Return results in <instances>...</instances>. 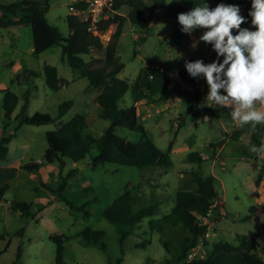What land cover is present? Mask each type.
I'll list each match as a JSON object with an SVG mask.
<instances>
[{"label":"rangeland","instance_id":"1","mask_svg":"<svg viewBox=\"0 0 264 264\" xmlns=\"http://www.w3.org/2000/svg\"><path fill=\"white\" fill-rule=\"evenodd\" d=\"M103 1L108 2L98 0L93 6V11L90 6L81 14L80 11L69 7L71 0H52L45 16L49 23L59 26L63 34H68L66 17L70 11L77 12L84 18L90 14L94 19H98L103 14ZM205 3L210 8L220 4L207 1ZM221 3L229 2L224 0ZM178 6V0H172L170 4L165 3L153 12L148 27L149 35L144 42L137 40L141 32L140 27L129 21L124 24L117 49L120 60L125 63L124 69L118 74L120 78L133 81L140 68L148 63L161 65L165 70L176 73L184 66L187 57H201L205 58L204 63L210 62L206 58L209 57L211 45L199 41L193 49L194 40L173 43L166 38L175 27ZM127 10L124 6L121 13L127 14ZM107 15L108 13H105L102 16ZM251 19L245 27L252 26ZM115 28L116 25L112 24L105 33H101L104 43ZM42 30V20L38 19L30 25L12 26L0 36V138L10 134L9 132H17V137L12 139L17 145L12 144L7 160H0V183L10 184V188L0 200V264H11L16 259L18 247H21L22 251L19 264H56L57 244L52 238L55 234H61L64 238L62 264L115 262V259L121 256L120 233L118 227L103 215V211L124 190L134 188L144 193L147 199L160 200L159 211L154 217H161L172 210L180 188L195 187L193 174L204 177L214 175L218 178L219 197L215 211L220 217L209 222L205 234L209 242L223 239L236 244L239 235L247 234L256 239L254 251L264 259L263 241L259 236L264 233V213L259 212L251 219L243 220L250 213L251 206L264 202V160L255 156L250 157L249 161L242 156L246 147L251 148L250 135L245 133L238 140L230 138L236 128L230 116L231 109L215 105L207 108L208 86L198 91H205L206 97L200 94L192 104V109L188 108L182 97L174 93L167 101H160L156 96H147L144 91L132 93L129 90L119 101L120 107L138 105L139 118L145 125L148 136L172 159V164L168 167H139L111 162L92 167L89 157L82 160L85 167H79L69 159L61 162L62 167L59 163H40L48 145V130L56 129L76 114H83L88 122L83 133L99 138L110 123L108 119L101 117V107L93 100L95 91L87 89L89 79L80 77L81 69L70 67L64 60L60 44H55L39 54L34 52V42ZM200 30L201 35L206 31ZM98 55L103 56V52H95L85 58L89 61L91 57ZM176 55L182 58H174ZM45 63L53 64L58 69L62 82L58 90L50 88L45 82ZM28 70H35L37 76H29L24 80ZM6 88H10L19 96L15 110L9 112V119L5 118L3 107L2 91ZM28 88H31L26 109L28 115L42 111L56 117L58 107L63 101L72 99L74 104L56 121L36 126L24 125L19 132L16 128V115L24 103V93ZM31 130L37 134L25 150L19 144H22L21 141L25 138L23 134L31 135ZM117 133L133 141H138L141 136L139 132L125 128H118ZM191 152L199 154L204 160H189L188 155ZM91 154H97L96 147L92 148ZM19 160L22 163L20 167L10 165L18 163ZM32 160L39 163L38 169L22 168V165ZM73 167H77L76 171L68 178L63 194L78 209H72L56 192L48 190L42 184L45 182L54 187L58 186L62 177ZM259 173L262 175L257 186ZM13 200L30 203L34 211H37L39 204L46 206L37 211L34 218H28L23 216L20 210L11 208ZM87 228L103 231L101 241L106 244V249L85 242L83 231ZM185 234L186 230L181 226H167L162 232L150 231L148 218H145L124 242L123 264H186V261L180 262L178 259ZM145 239L150 240L145 247L135 246ZM164 240L169 242L170 252L166 250ZM192 252L193 256H188V260L203 256L205 252L202 243L194 247Z\"/></svg>","mask_w":264,"mask_h":264},{"label":"trees","instance_id":"2","mask_svg":"<svg viewBox=\"0 0 264 264\" xmlns=\"http://www.w3.org/2000/svg\"><path fill=\"white\" fill-rule=\"evenodd\" d=\"M52 0H14L11 2H0V36L2 30L16 25H29L35 20L41 19L43 30L35 40L33 49L39 54L55 44H60L63 48V58L70 67L81 69L80 77H87L89 85L87 89L95 91L93 100L101 107V117L110 121L104 132L99 138L93 137L91 134L83 133V129L87 127L88 122L83 114H76L72 119L62 122L56 129L46 132L47 148L43 154L41 164L59 163L62 167V161L66 159L78 164L83 159L89 157V164L97 167L100 164L108 162L117 164L136 165L139 167L162 165L168 167L172 164V159L163 152L150 139L146 131V127L139 118L137 106L131 105L120 107L119 101L127 91L136 93L139 90L145 92L147 96H156L160 101H167L174 92L172 79L170 75L156 64H146L142 66L139 73L133 81L120 78L118 76L125 63L120 60L118 55V43L123 32L126 21L131 22L141 28L137 40L144 42L148 35V27L150 26L152 14L165 4V0H108V5L103 7V14L98 19H93L89 14L85 18L77 12L67 15L69 32L63 34L59 26L51 24L46 18V13L50 9ZM187 5L178 9L176 24L174 29L166 38L170 42L180 43L189 37V34L181 31L182 26L178 22V14L186 13L197 5L204 4V0H184ZM224 0H210L212 4H218ZM232 4V0H226ZM252 4H246L243 7L244 13H240L250 19L249 12ZM123 6L128 7L126 15H122ZM70 8L83 11L89 8V3L85 0L75 1L70 4ZM241 10V9H240ZM242 11V10H241ZM115 24L116 28L110 35L106 43L101 38V33H105L109 27ZM233 34H238L233 30ZM136 40V41H137ZM103 52V56L91 57V60L85 58L86 55ZM217 59L214 58L211 62ZM185 61L195 62L196 59L189 57ZM184 61V64H185ZM223 61V57L220 58ZM210 62V63H211ZM94 64V65H93ZM208 64V63H205ZM46 84L58 90L62 86L58 69L55 65L45 63L43 66ZM27 76H37L35 70H28ZM183 79L192 85L199 81V77H191L186 67L180 71ZM201 77V76H200ZM4 100L3 107L5 109V118L9 119V112H13L19 102V96L10 88L3 91ZM31 88L24 93V103L19 113L16 115L17 130L23 125H41L56 121L61 118L74 104L72 99L63 101L58 107L57 116H52L48 112L35 111L33 114H26L29 103V95ZM182 97L189 109L201 94L204 98L206 92H197L192 94L185 90L177 93ZM118 128H125L130 131H136L141 134L138 141H133L126 136L117 133ZM15 132L0 138V160H5L8 156V143L14 136ZM249 133L251 138V147L259 146L264 141V128L258 126L256 133H253L248 127L239 128L233 131L230 138L238 140L240 137ZM93 147H96L97 154H91ZM172 147V143H170ZM250 147L243 150L242 156L250 161V157L255 155L249 151ZM191 161L204 160L199 154L191 152L188 155ZM264 160V159H263ZM76 166V165H75ZM26 170H34L39 168V163L30 161L22 165ZM77 167H73L66 175L62 177V181L58 186L43 182L42 184L50 191L56 192L72 209H78L73 202L64 196L68 178L76 171ZM264 172V166H262ZM194 175L195 188H180L176 194L175 205L169 213L163 214L161 217H154L159 211L161 204L159 199H147L146 195L134 188H127L111 204L103 211V215L119 230V244L121 256L115 259V262L108 264H123L124 261V242L126 238L133 233L137 226L148 218V226L150 231H164L165 227L181 226L186 230L183 242L181 244V255L178 256L179 261H186V264H264V259L254 250L257 245L254 237L247 234L239 235L238 243L219 239L214 243H210L205 237L208 228V222H204L202 218L218 219L219 214H215L214 209L217 206L219 197L217 184L218 178L214 175L202 176ZM262 173L257 175L256 184H260ZM10 188L9 183H0V200ZM55 193V194H56ZM46 205L39 204L37 211L42 210ZM83 208V205L80 206ZM13 210H20L25 217L34 218L37 211L32 210L30 203L25 201L13 200L11 202ZM264 213V202L250 207V213L243 220L251 219L257 213ZM147 233L146 230H144ZM103 231L99 229L87 228L83 231V237L87 244L100 245L106 249V244L102 242ZM263 241L264 249V233L259 234ZM53 240L56 241V264L63 263V255L65 251L64 238L61 234H55ZM150 243L149 239L136 243V247H145ZM202 243L205 254L201 257H195L188 260V255L194 247ZM168 252H170L169 242L163 241ZM21 247H18L16 259L11 264H19L21 258Z\"/></svg>","mask_w":264,"mask_h":264},{"label":"clouds","instance_id":"3","mask_svg":"<svg viewBox=\"0 0 264 264\" xmlns=\"http://www.w3.org/2000/svg\"><path fill=\"white\" fill-rule=\"evenodd\" d=\"M171 2L165 0L167 4ZM240 12L238 5L220 3L210 8L205 3L178 14V22L181 31L189 35L197 29L206 30L193 41V49L203 41L217 53V59L208 64L203 60L185 61L191 77L206 79L209 106L230 108L237 127H248L256 133L258 126L264 128V0H252L249 16L254 31L241 27L246 18ZM233 30L238 34L234 35ZM249 151L264 159V141Z\"/></svg>","mask_w":264,"mask_h":264},{"label":"crops","instance_id":"4","mask_svg":"<svg viewBox=\"0 0 264 264\" xmlns=\"http://www.w3.org/2000/svg\"><path fill=\"white\" fill-rule=\"evenodd\" d=\"M11 1H14V0H0V2H11ZM72 1L73 0H71V2L69 3V7H70V4L72 3ZM205 1H207V2H210V0H204V2ZM232 5H238L239 7H240V9L242 10L240 13H244L245 12V10H243V7L246 5V4H252V0H232ZM178 4H179V6H178V9L179 8H181V7H184L185 6V1H179L178 0ZM228 4H230V3H228ZM124 7V6H123ZM122 7V8H123ZM127 9H128V7H127ZM175 10V9H174ZM174 10H172V12L174 13ZM128 11V10H127ZM176 11H177V9H176ZM69 13H71V11L69 12ZM68 13V14H69ZM121 13V12H120ZM122 15H126V13H121ZM175 17L177 18V14L175 15ZM249 20V19H248ZM248 20H246V22L244 23V24H242L241 25V27L242 28H248V29H250V30H256L254 27H253V25L249 28V27H245V25L248 23ZM127 22V21H126ZM30 25V24H29ZM16 26H18V25H16ZM10 27H12V26H10ZM9 27V28H10ZM9 28H7V29H4V30H2V34H3V31H5V30H8ZM200 29H197L194 33H192L191 35H189V37L186 39V40H184L183 42H190V40H198L199 39V37L201 36V33H200ZM182 43V42H181ZM208 58H206V60H209L210 62L214 59V58H216L217 57V53L213 50V48L211 47V48H209V51H208ZM187 58H189V57H187ZM187 58H185V60L187 59ZM193 58V57H192ZM194 59H196V60H199V59H201V60H203V59H205V58H201V57H199V58H194ZM184 60V61H185ZM209 62V63H210ZM12 65H14V62L12 63ZM157 65V64H156ZM161 69H163V70H165L164 68H163V66H161V65H158ZM185 68V64H184V66L181 68V70L182 69H184ZM180 70V71H181ZM169 75H170V71H168V70H165ZM199 82H203V83H205V84H207V82H206V79L203 77V76H201V78L199 77ZM139 91H142V90H139ZM209 91V90H208ZM138 92V91H137ZM211 104V102L209 101L207 104H206V107L207 108H210V105ZM136 106H137V108H138V105L137 104H135ZM148 110H150V108L148 107ZM203 111V110H202ZM141 120V119H140ZM24 126V125H23ZM22 126V127H23ZM25 126H27V125H25ZM32 126H34V125H32ZM235 127H237V125H236V123H235ZM25 128V127H24ZM27 128V127H26ZM21 127L17 130V131H21ZM236 129V128H235ZM9 133H12V132H9ZM16 133L17 132H15L14 133V136H16ZM30 133H32L31 135L29 134V135H27V134H23L24 136H25V138H23L24 140H22L21 142H22V144H19L20 145V147L21 148H24L25 150L27 149V148H29L28 146H29V144L34 140V138H35V136H36V134H37V132H34V131H32L31 130V132ZM0 136H1V131H0ZM14 136L12 137V139L14 138ZM17 137V136H16ZM10 140V142L8 143V148H9V150H8V154H9V152H10V147L12 146V144H14V145H17V143H14L13 142V140ZM17 140V139H16ZM245 158V157H244ZM8 159V156H7V158H6V160ZM246 159V158H245ZM21 161L19 160V162L18 163H15V164H13V163H11L10 165L13 167V165H15L14 167L15 168H17V167H20L21 166ZM75 165V164H74ZM195 186H196V184H195ZM195 188V187H194ZM193 189V188H192ZM217 203V202H216ZM217 207H218V203H217V206L215 207V209H214V212H215V214H216V209H217ZM205 219H207L206 221L204 220V222H208V225H209V222L211 221V220H213V219H209V218H205Z\"/></svg>","mask_w":264,"mask_h":264},{"label":"built area","instance_id":"5","mask_svg":"<svg viewBox=\"0 0 264 264\" xmlns=\"http://www.w3.org/2000/svg\"><path fill=\"white\" fill-rule=\"evenodd\" d=\"M75 1H81V0H74V2ZM85 1H87L89 3V7L90 6L92 7V8H90V10L92 9V11H93V6L96 5L95 3L98 0H85ZM105 5H108L109 6V3H107L106 1H103L101 3L102 11H103V7ZM92 18L94 19V17H92ZM170 77L172 79V86H173V89H174V92L173 93L176 96H178V94H177L178 92L185 91V90H187V91L191 92L192 94H194V93H196V92H198L200 90H203L204 87L206 88L208 86V84H205V83L199 82V81L195 85H192V84L187 83L183 79L180 71L179 72H176V73H170ZM207 235H208V233H207ZM193 253L194 252L191 251L188 256L189 257H192L193 256Z\"/></svg>","mask_w":264,"mask_h":264},{"label":"water","instance_id":"6","mask_svg":"<svg viewBox=\"0 0 264 264\" xmlns=\"http://www.w3.org/2000/svg\"><path fill=\"white\" fill-rule=\"evenodd\" d=\"M256 158H257V157H256ZM78 166H79V167H85V163H83V162H79V163H78Z\"/></svg>","mask_w":264,"mask_h":264}]
</instances>
